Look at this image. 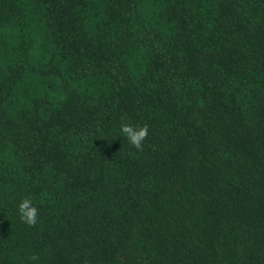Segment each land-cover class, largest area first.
Here are the masks:
<instances>
[{"label": "trees", "instance_id": "trees-1", "mask_svg": "<svg viewBox=\"0 0 264 264\" xmlns=\"http://www.w3.org/2000/svg\"><path fill=\"white\" fill-rule=\"evenodd\" d=\"M0 264H264V0H0Z\"/></svg>", "mask_w": 264, "mask_h": 264}, {"label": "clouds", "instance_id": "clouds-1", "mask_svg": "<svg viewBox=\"0 0 264 264\" xmlns=\"http://www.w3.org/2000/svg\"><path fill=\"white\" fill-rule=\"evenodd\" d=\"M120 135L134 146L137 150L142 149L143 141L148 135V125H134L130 122H122L119 128ZM18 218L21 222L33 226L38 222V207L33 202L31 197L22 198L16 205ZM31 260H36V256L29 257Z\"/></svg>", "mask_w": 264, "mask_h": 264}]
</instances>
